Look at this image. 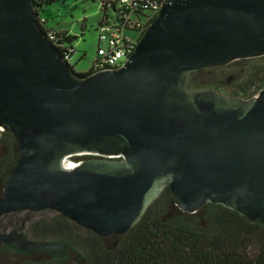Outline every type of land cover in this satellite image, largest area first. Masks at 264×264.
Instances as JSON below:
<instances>
[{
  "label": "water",
  "instance_id": "1",
  "mask_svg": "<svg viewBox=\"0 0 264 264\" xmlns=\"http://www.w3.org/2000/svg\"><path fill=\"white\" fill-rule=\"evenodd\" d=\"M37 15L33 0H0V126L18 150L0 215L54 209L100 236L126 234L169 188L182 212L213 203L264 224V88L244 98L189 86L264 56V0H167L123 66L86 76ZM82 153L101 158L64 166ZM0 240L68 247L16 231Z\"/></svg>",
  "mask_w": 264,
  "mask_h": 264
},
{
  "label": "trees",
  "instance_id": "2",
  "mask_svg": "<svg viewBox=\"0 0 264 264\" xmlns=\"http://www.w3.org/2000/svg\"><path fill=\"white\" fill-rule=\"evenodd\" d=\"M53 1L33 0L36 8L41 10ZM114 9V3L111 8L105 4L101 8V15ZM57 32L70 44L76 38L68 32ZM241 60H250L252 65L245 77L230 81L231 95L252 97L264 88V64L261 66L256 63L263 61L264 56ZM74 72L86 76L94 71ZM164 198H168L170 203V189L162 193L140 222L122 236L118 245L107 250L98 246L100 253L91 255L93 263L264 264V224L252 223L240 213L213 203L208 204L216 208L211 215V222L205 227L201 224H184L180 220L170 223L162 218L166 208H156ZM176 211L178 215L186 214L178 209Z\"/></svg>",
  "mask_w": 264,
  "mask_h": 264
},
{
  "label": "rangeland",
  "instance_id": "3",
  "mask_svg": "<svg viewBox=\"0 0 264 264\" xmlns=\"http://www.w3.org/2000/svg\"><path fill=\"white\" fill-rule=\"evenodd\" d=\"M101 1L102 0H54L51 4L45 6L41 14L46 18L47 23L45 28L53 26L56 28L67 29L73 37V45L76 48V53L71 59V64L74 70L78 73L88 72L97 57L99 47V33L98 26L101 17ZM258 65H263V61H257ZM252 65L250 60L234 61L228 65L210 68L200 73L192 82L191 85L199 87H213L222 91L225 94L231 95L232 89L228 86L233 79L240 80L245 77L249 67ZM259 93L256 92L255 95ZM250 98L248 96H242ZM83 155L71 156L70 160L73 162H81ZM78 158V159H77ZM156 208L158 210L166 208L162 218L170 223H175L176 220L184 224H201L205 227L211 221V215L215 210L214 205H205L195 213H186L178 215L176 207L170 203L168 198H164ZM221 212V211H219ZM22 217L21 215L14 216L13 221H17ZM180 217V219H178ZM30 222H41L49 226L46 232H42L41 236L49 240L64 238L79 247L82 252L84 245L89 251L90 255L100 253L98 246L104 248L107 245H113L114 241H121L122 238L115 237L109 240L99 239V235L87 232L85 228L77 225L74 222L62 220L58 212L46 211L36 213L30 216ZM29 225V223H28ZM30 226V225H29ZM28 232H31L27 229ZM98 236V237H97ZM93 256V257H94ZM49 259V258H48ZM48 259H45L48 261ZM42 264V263H41ZM45 264V263H43ZM47 264H76L72 259L52 260Z\"/></svg>",
  "mask_w": 264,
  "mask_h": 264
},
{
  "label": "built area",
  "instance_id": "4",
  "mask_svg": "<svg viewBox=\"0 0 264 264\" xmlns=\"http://www.w3.org/2000/svg\"><path fill=\"white\" fill-rule=\"evenodd\" d=\"M106 0L101 1V8H111L114 3V11L102 14L99 26V47L91 69L94 72L110 70L121 67L135 51L136 46L149 24L157 17L162 5L167 0ZM37 20L48 41H50L71 64V59L76 53L73 43L65 41L58 32L50 27L45 28L46 18L37 9ZM74 69V67L72 66ZM93 72V73H94ZM7 131L0 126V141L4 132ZM71 156L64 159V166ZM79 164V163H77Z\"/></svg>",
  "mask_w": 264,
  "mask_h": 264
},
{
  "label": "flooded vegetation",
  "instance_id": "5",
  "mask_svg": "<svg viewBox=\"0 0 264 264\" xmlns=\"http://www.w3.org/2000/svg\"><path fill=\"white\" fill-rule=\"evenodd\" d=\"M199 74L195 75L192 78V80L189 83V86H197V85H191V82ZM228 86H230V83L228 84ZM231 94H232V92H231ZM17 151H18L17 150V143L15 141L13 134L9 131H5L3 138L0 141V196L3 195L6 176L8 174V171H9L12 163L14 162V160L17 157ZM77 155H80V154H75L72 156H77ZM82 155L84 156L82 161L87 160V159H91V158H101V156L88 154V153H82ZM168 189L169 188H166L162 193H164ZM161 195H160V197H161ZM170 199H171L170 203H173V205L175 206L171 192H170ZM170 203H169V205H170ZM208 204H206V205H208ZM176 209H178V208L176 207ZM50 210L58 212L54 209H45V210H40V211H33V210L26 209V210H17V211H12L9 213L2 214V215H0V233L5 234V233H11V232L16 231L19 234H23L28 240H32V241H60V242H64L68 245L67 250L64 253H60V254H54V253L47 252L44 250H36V249L21 251V250L17 249L16 247H14L13 245H11L5 241L0 240V264H41V263L47 264L48 262H50L52 260H62V259H69V258L70 259L73 258V262L75 261L76 264H94L93 258L89 254V251L86 249L85 245H84L82 252H80L78 246H76L75 244H73L72 242H70L64 238L49 240V239L41 236L42 232H46V230H47V228H49V226H46V224H44V223L41 224V222H38V223L30 222V220H29L30 216L34 215L36 213L46 212V211H50ZM58 213L62 217V220H65V222L70 221V222L76 223L75 221L69 219L68 217L64 216L60 212H58ZM21 214H22V217L17 220L19 222L12 220V218H14V216H17V215L19 216ZM28 223L30 226L28 225ZM27 229H29L31 232H28ZM85 229L88 230L87 232H89V233H92V234L95 233L93 230H90L88 228H85ZM123 235L124 234H112L109 236H100L99 235V237L98 236L97 237L99 239L109 240L113 237L120 239V238H122ZM119 242L120 241H118V240L114 241L113 245H107L103 249L107 250V249H110L112 247H115L116 245H118ZM45 259H48V261Z\"/></svg>",
  "mask_w": 264,
  "mask_h": 264
},
{
  "label": "bare ground",
  "instance_id": "6",
  "mask_svg": "<svg viewBox=\"0 0 264 264\" xmlns=\"http://www.w3.org/2000/svg\"><path fill=\"white\" fill-rule=\"evenodd\" d=\"M66 165H69L68 168H73V167L77 166L78 164H77V162H73V161L68 159L66 162Z\"/></svg>",
  "mask_w": 264,
  "mask_h": 264
},
{
  "label": "crops",
  "instance_id": "7",
  "mask_svg": "<svg viewBox=\"0 0 264 264\" xmlns=\"http://www.w3.org/2000/svg\"><path fill=\"white\" fill-rule=\"evenodd\" d=\"M45 8V7H44ZM43 8V9H44ZM42 9V10H43ZM41 10V11H42ZM48 27H50V28H52V29H55V30H57V31H62V32H68L70 35H72L67 29H65V28H56V27H53V26H48Z\"/></svg>",
  "mask_w": 264,
  "mask_h": 264
}]
</instances>
